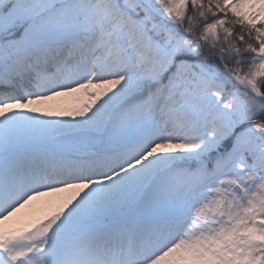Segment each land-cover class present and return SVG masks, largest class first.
I'll list each match as a JSON object with an SVG mask.
<instances>
[{
	"label": "snow or ice",
	"instance_id": "6c2138e0",
	"mask_svg": "<svg viewBox=\"0 0 264 264\" xmlns=\"http://www.w3.org/2000/svg\"><path fill=\"white\" fill-rule=\"evenodd\" d=\"M0 264H264V0H0Z\"/></svg>",
	"mask_w": 264,
	"mask_h": 264
}]
</instances>
